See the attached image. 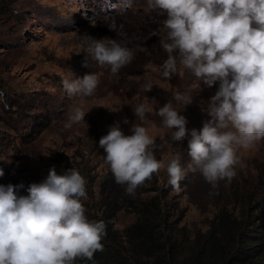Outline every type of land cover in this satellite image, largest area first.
I'll return each instance as SVG.
<instances>
[{"label":"rangeland","instance_id":"obj_1","mask_svg":"<svg viewBox=\"0 0 264 264\" xmlns=\"http://www.w3.org/2000/svg\"><path fill=\"white\" fill-rule=\"evenodd\" d=\"M166 18V13L148 11L146 0H0V186L23 185L18 194L27 195L28 186L45 179L51 167L58 174L78 169L87 181L83 203L113 214V229L120 234L133 221L127 203L158 193L144 187H157L165 195L167 226L177 240L206 232L222 208L240 213L247 195L255 201L264 195V140L238 149L235 177L213 187L199 171L188 170L190 137L174 141V129L163 125L158 110L170 102L186 118L189 133L201 129L219 87V81L208 87L179 62L171 79L163 77L160 66L167 53L160 42L167 35ZM87 37L116 40L133 50L134 58L114 75L91 58ZM69 71L73 78L101 74L95 93L69 95L62 87ZM178 92L190 95L192 103L177 101ZM141 104L143 118L135 116ZM77 107L87 112L84 123L68 119ZM44 120L47 126L35 135ZM117 122L125 135H131L133 123L146 127L154 138L153 154L164 165L152 183L131 195L126 185L116 183L99 146ZM177 154L186 171L179 190L168 183L167 174Z\"/></svg>","mask_w":264,"mask_h":264},{"label":"clouds","instance_id":"obj_2","mask_svg":"<svg viewBox=\"0 0 264 264\" xmlns=\"http://www.w3.org/2000/svg\"><path fill=\"white\" fill-rule=\"evenodd\" d=\"M146 7L167 16L162 21L167 35L160 42L167 53L160 66L163 77L171 79L179 62L208 87L219 81L208 105L210 119L201 129L189 133L186 118L170 102L158 115L165 127L174 129V141L190 137L188 170L199 171L213 187L220 180L230 182L238 149L264 140V0H146ZM87 39L91 58L114 75L134 58L133 50L116 40ZM100 75L87 72L73 78L69 71L62 87L69 95L90 97ZM175 99L185 106L192 103L187 93L178 92ZM86 113L77 107L68 119L84 123ZM144 114L145 106H137L135 116ZM130 131L125 135L120 123H114L99 146L116 183L126 185L131 195L164 165L153 154L148 129L133 123ZM167 174L168 183L179 190L186 176L179 154L169 160ZM86 185L78 169L58 174L53 166L45 179L28 186L27 195L18 194L23 185L0 186V264H75L103 251L106 224L86 215Z\"/></svg>","mask_w":264,"mask_h":264},{"label":"trees","instance_id":"obj_3","mask_svg":"<svg viewBox=\"0 0 264 264\" xmlns=\"http://www.w3.org/2000/svg\"><path fill=\"white\" fill-rule=\"evenodd\" d=\"M47 124L41 121L35 135ZM144 189L158 193L127 203L133 221L122 234L113 229V214L84 204L90 220L105 222L106 236L103 251H97L92 260L77 259L75 264H264V195L256 201L247 195L240 213L222 208L206 232L177 240L167 226L168 204L162 190Z\"/></svg>","mask_w":264,"mask_h":264},{"label":"bare ground","instance_id":"obj_4","mask_svg":"<svg viewBox=\"0 0 264 264\" xmlns=\"http://www.w3.org/2000/svg\"><path fill=\"white\" fill-rule=\"evenodd\" d=\"M77 64H79V63H77Z\"/></svg>","mask_w":264,"mask_h":264}]
</instances>
